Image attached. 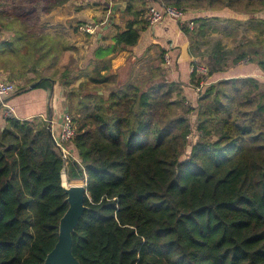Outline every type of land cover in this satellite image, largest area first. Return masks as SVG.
Instances as JSON below:
<instances>
[{"label": "trees", "instance_id": "obj_1", "mask_svg": "<svg viewBox=\"0 0 264 264\" xmlns=\"http://www.w3.org/2000/svg\"><path fill=\"white\" fill-rule=\"evenodd\" d=\"M68 1L0 0V30L14 33L0 45V71L42 50V19ZM126 1V30L112 45L98 39L86 81L75 87L65 75H46L31 83L47 90L48 103L57 82L66 85L77 127L67 144L72 156L62 157L49 132V104L46 117L0 120V264H43L55 247L69 206L64 170L69 182L88 181L87 208L73 233L81 264H264V36L235 47V76L218 43L208 75L191 72L195 96L188 100L166 77L146 85L112 70L107 54L135 47L149 23L145 0ZM163 1L253 19L264 11V0ZM217 20L194 15L195 38ZM188 23L182 28L193 44ZM48 56H55L52 46ZM249 64L258 74L239 75Z\"/></svg>", "mask_w": 264, "mask_h": 264}, {"label": "crops", "instance_id": "obj_2", "mask_svg": "<svg viewBox=\"0 0 264 264\" xmlns=\"http://www.w3.org/2000/svg\"><path fill=\"white\" fill-rule=\"evenodd\" d=\"M145 1L146 10L155 3L164 4L163 0ZM122 5L124 6L121 9ZM127 7L126 0H69L63 6L54 8L40 23L44 30L42 50L38 47L32 48L26 54V59L18 56L8 64L5 71H0L1 76L14 81L17 87L27 85L30 88L22 94L0 97V120L4 122L3 118L10 108L14 109L12 116L19 119L46 117L49 104L51 107L49 124L58 132L62 124V115L67 110L66 85L57 82L58 86L56 85V90L48 103L47 90L32 89L31 83L37 77L46 75L57 80L65 75L68 78L65 80L75 87L86 81L92 72V68L87 65L90 58H94L98 39L102 38L101 43L104 45H112L118 32L126 30L123 13ZM197 13L199 14L194 10L186 12L184 21H190ZM216 15L222 18L231 17L227 12ZM244 15L251 17L250 14ZM252 16L264 19V11ZM85 21L94 22L93 36L83 30L84 25L81 23ZM13 36L12 31L0 30V45L12 40ZM50 46L54 48L55 56L44 58V52ZM191 47L190 37L185 33L182 24L175 19L166 18L157 24L149 22L145 25L138 44L132 49L109 53L106 57L110 60L112 70L121 80L150 85L166 77L182 85L183 90H178L175 94L180 96L185 94L191 100L195 96L190 82L191 62L195 59ZM1 58L4 57L0 56ZM244 69L248 73L259 72L258 66L252 64Z\"/></svg>", "mask_w": 264, "mask_h": 264}, {"label": "rangeland", "instance_id": "obj_3", "mask_svg": "<svg viewBox=\"0 0 264 264\" xmlns=\"http://www.w3.org/2000/svg\"><path fill=\"white\" fill-rule=\"evenodd\" d=\"M186 11L188 12L190 10H186ZM197 12H199V14L198 13L196 14L198 17L200 15L214 16L216 14H219V12L211 11L208 9H204V11H197ZM255 19H253L249 15L231 16L229 17L228 20H224L222 17H220V20L213 22L212 24L213 28L207 30L206 35L203 39L195 38L197 35L198 28L200 26L199 23L194 22L193 27H190L189 25L190 27L189 29L193 31V36H194L193 39L194 40L196 39L191 47V52L195 57L194 60L207 64L208 56L215 49L216 45L220 43L229 52L228 56L230 57V62H229L230 64L228 67L229 69L228 71L231 73L232 76H235V73L239 72V70L235 66H232L231 64L234 58L232 56L234 55L233 51L235 47L246 38L257 39L258 36H264V23L262 24L259 21H257V19L256 20ZM93 23L94 22L91 21L90 22L85 21L84 23L81 24L85 26L86 24H93ZM85 32L92 36L94 34V33L93 34L89 33L87 31ZM244 64H246V62L243 63L242 65ZM247 73L248 72H243L238 74L243 75ZM248 74L253 75L254 73H248ZM63 175H64V179H67L66 173H64ZM77 182L78 181L73 180L70 183H77Z\"/></svg>", "mask_w": 264, "mask_h": 264}, {"label": "built area", "instance_id": "obj_4", "mask_svg": "<svg viewBox=\"0 0 264 264\" xmlns=\"http://www.w3.org/2000/svg\"><path fill=\"white\" fill-rule=\"evenodd\" d=\"M186 10L172 5L162 4L161 6H150L147 8L146 17L151 24H157L166 18H171L179 21L181 24L184 21ZM190 27H193L194 22L189 21ZM84 30L89 33H95V26L93 24H86ZM196 71L200 76H207L209 68L207 64L198 62L195 66H192L191 72ZM205 84V79L201 81V85ZM200 85V86H201ZM17 84L0 75V97H6L14 94L17 91ZM14 109L10 108L9 112H6L5 117L12 116ZM77 134V127L72 115L66 110L62 115V124L58 132L53 130V140L57 148L59 149L62 157L66 160L69 156H72L67 144L72 141Z\"/></svg>", "mask_w": 264, "mask_h": 264}, {"label": "water", "instance_id": "obj_5", "mask_svg": "<svg viewBox=\"0 0 264 264\" xmlns=\"http://www.w3.org/2000/svg\"><path fill=\"white\" fill-rule=\"evenodd\" d=\"M124 5L126 6V3H124ZM124 5L120 8L122 9ZM34 86L35 84L31 85V88ZM48 129L53 137V128L51 124H49ZM74 181L78 182H69L68 186L64 185L62 181V185L67 193L66 200L69 206L60 219L58 241L55 247L47 254L43 264H81L73 253V233L87 208L85 201L88 195V181L87 178Z\"/></svg>", "mask_w": 264, "mask_h": 264}, {"label": "bare ground", "instance_id": "obj_6", "mask_svg": "<svg viewBox=\"0 0 264 264\" xmlns=\"http://www.w3.org/2000/svg\"><path fill=\"white\" fill-rule=\"evenodd\" d=\"M63 184L66 185V186H68L69 185V181L67 179H63Z\"/></svg>", "mask_w": 264, "mask_h": 264}]
</instances>
